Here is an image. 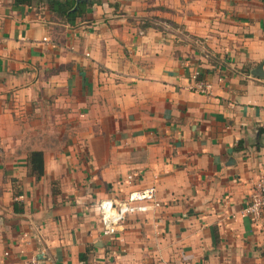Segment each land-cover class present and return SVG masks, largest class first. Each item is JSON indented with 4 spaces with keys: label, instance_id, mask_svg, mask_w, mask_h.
I'll return each mask as SVG.
<instances>
[{
    "label": "crops",
    "instance_id": "1",
    "mask_svg": "<svg viewBox=\"0 0 264 264\" xmlns=\"http://www.w3.org/2000/svg\"><path fill=\"white\" fill-rule=\"evenodd\" d=\"M263 62L264 0H99L72 25L0 0V264H264ZM152 186L106 236L101 201Z\"/></svg>",
    "mask_w": 264,
    "mask_h": 264
},
{
    "label": "built area",
    "instance_id": "2",
    "mask_svg": "<svg viewBox=\"0 0 264 264\" xmlns=\"http://www.w3.org/2000/svg\"><path fill=\"white\" fill-rule=\"evenodd\" d=\"M47 41V39H45ZM194 86L191 89L200 94H208L212 85L206 81H198L197 73L193 74ZM129 182L134 180L131 175ZM161 207L157 198V188L155 186L142 188L129 193L124 199H106L101 201L98 206L99 216L103 232L106 236L118 235L124 226L125 221L130 215L147 214L152 210ZM247 215L256 218L264 216V178L260 179L252 195L251 204L248 206ZM25 264H41L37 258L31 259Z\"/></svg>",
    "mask_w": 264,
    "mask_h": 264
},
{
    "label": "trees",
    "instance_id": "3",
    "mask_svg": "<svg viewBox=\"0 0 264 264\" xmlns=\"http://www.w3.org/2000/svg\"><path fill=\"white\" fill-rule=\"evenodd\" d=\"M99 0H13L15 8L27 6L30 9L46 8L55 18L63 23L74 24L82 19L87 11ZM194 73V72H193ZM196 74V73H195ZM203 74L197 73V80H203ZM29 175L40 180L45 173L43 152H32L28 158Z\"/></svg>",
    "mask_w": 264,
    "mask_h": 264
},
{
    "label": "water",
    "instance_id": "4",
    "mask_svg": "<svg viewBox=\"0 0 264 264\" xmlns=\"http://www.w3.org/2000/svg\"><path fill=\"white\" fill-rule=\"evenodd\" d=\"M263 68H264V62L252 72L253 76L259 77V78H264Z\"/></svg>",
    "mask_w": 264,
    "mask_h": 264
}]
</instances>
